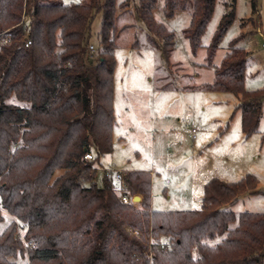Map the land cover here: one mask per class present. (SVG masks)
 Returning <instances> with one entry per match:
<instances>
[{
	"label": "trees",
	"instance_id": "trees-1",
	"mask_svg": "<svg viewBox=\"0 0 264 264\" xmlns=\"http://www.w3.org/2000/svg\"><path fill=\"white\" fill-rule=\"evenodd\" d=\"M157 2L140 0L135 11L151 44L160 47L156 39L162 40L169 59L175 35L156 22ZM235 2L226 4L208 48L215 78L204 89L238 98L236 110L250 137L263 116L264 89L245 87L249 54L237 46L241 38L220 65L213 64ZM215 5L164 0L167 17L192 8L184 34L194 52ZM117 12L116 0H0V34L10 38L0 47V222L3 210L13 218L0 233V264H17L25 254L29 264H264V213L232 210L241 196L257 193L254 175L207 182L200 208L186 211H155L146 200L138 211L122 202L112 179L96 182L100 158L113 149ZM98 13L102 28L94 54L91 25ZM89 153L92 160L85 159ZM125 183L129 195L150 198V173H126ZM20 228L25 244L17 238Z\"/></svg>",
	"mask_w": 264,
	"mask_h": 264
},
{
	"label": "rangeland",
	"instance_id": "rangeland-1",
	"mask_svg": "<svg viewBox=\"0 0 264 264\" xmlns=\"http://www.w3.org/2000/svg\"><path fill=\"white\" fill-rule=\"evenodd\" d=\"M58 1L71 4L89 0ZM125 1L116 0L113 149L100 158L96 182L101 185L109 170L124 175L148 172L150 201L136 196L155 211H186L200 208L207 182L218 179L232 183L251 174L259 181L257 193L241 196L232 210L237 215L264 213V104L258 132L246 137L241 112L236 110L238 98L204 89L215 78L214 68L207 65L208 48L230 0H216L196 52L184 34L192 8L167 17L164 0H158L154 18L175 35L169 59L163 52V41L156 39L160 47L153 46L144 22L136 15L140 0H130L128 6H124ZM234 11L235 18L219 43L213 64L220 65L231 43L241 38L237 46L249 54L245 87L264 89V0H236ZM101 28L102 13H98L91 25L89 51L94 54L100 45ZM113 182L120 194V183ZM141 202L135 201L138 211H143ZM2 214L0 233L13 220L4 210ZM24 234L20 228L17 238L23 244ZM17 264H29L28 256H19Z\"/></svg>",
	"mask_w": 264,
	"mask_h": 264
},
{
	"label": "built area",
	"instance_id": "built-area-1",
	"mask_svg": "<svg viewBox=\"0 0 264 264\" xmlns=\"http://www.w3.org/2000/svg\"><path fill=\"white\" fill-rule=\"evenodd\" d=\"M9 44H10L9 36H6L5 33L0 34V47L3 45H9ZM30 44H31V41H28L26 43V46H29ZM85 159L92 160L93 155L91 153H89L85 156ZM105 176L109 179H112L113 181H117L120 183V185H119L120 189H121L120 196H121V200L124 204H131V203L135 204V201H134L135 197L126 193V191L128 192V189H127V185L125 183L124 173H122L120 171L114 172L112 170H109V171L105 172Z\"/></svg>",
	"mask_w": 264,
	"mask_h": 264
},
{
	"label": "water",
	"instance_id": "water-1",
	"mask_svg": "<svg viewBox=\"0 0 264 264\" xmlns=\"http://www.w3.org/2000/svg\"><path fill=\"white\" fill-rule=\"evenodd\" d=\"M134 201L141 202V201H142V199H141V197H140V196H136V197L134 198Z\"/></svg>",
	"mask_w": 264,
	"mask_h": 264
},
{
	"label": "crops",
	"instance_id": "crops-1",
	"mask_svg": "<svg viewBox=\"0 0 264 264\" xmlns=\"http://www.w3.org/2000/svg\"><path fill=\"white\" fill-rule=\"evenodd\" d=\"M142 198V197H141ZM149 201H150V198H149Z\"/></svg>",
	"mask_w": 264,
	"mask_h": 264
}]
</instances>
